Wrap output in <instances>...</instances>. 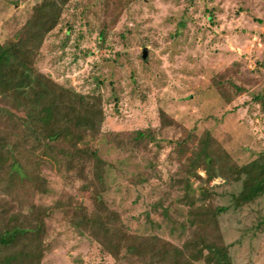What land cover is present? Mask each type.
Here are the masks:
<instances>
[{"label":"rangeland","instance_id":"obj_1","mask_svg":"<svg viewBox=\"0 0 264 264\" xmlns=\"http://www.w3.org/2000/svg\"><path fill=\"white\" fill-rule=\"evenodd\" d=\"M38 1L0 0V41L17 35ZM262 60L264 0H131L116 18L111 0H70L35 64L66 87L101 95L104 119L90 142L106 161L102 197L109 210L118 212L128 232L180 245L187 231L178 224L187 204L171 182L190 151L204 139L224 170L264 151ZM0 106L23 115L9 96H0ZM137 131L143 134L138 142ZM0 133L12 141L21 168L10 186L1 175L0 196H15L24 209L54 204L41 264H140L114 250L111 237L92 232H100L92 219L101 213L91 198L90 161L80 173L79 160L66 150L37 147L17 119L1 114ZM199 185L193 181L194 195ZM263 213L261 198L220 216L232 264H264V226L254 227ZM102 216L110 222L111 213ZM82 218L84 228L77 224Z\"/></svg>","mask_w":264,"mask_h":264},{"label":"trees","instance_id":"obj_2","mask_svg":"<svg viewBox=\"0 0 264 264\" xmlns=\"http://www.w3.org/2000/svg\"><path fill=\"white\" fill-rule=\"evenodd\" d=\"M69 1L39 0L32 6L17 35L0 41V96L12 98L23 115L17 116L2 106L0 114L17 119L37 147L59 154L66 150L71 159L79 160L80 173L86 161H90L89 173L95 184L91 198L101 213L92 219L100 232L97 229L92 232L101 233L106 239L111 237L114 250H124L140 264H232L231 246L223 241L219 218L223 213L264 198V151L248 162L224 170L216 166L213 153L203 139L201 146L192 149L179 165L171 182L183 190L180 197L187 204L185 220L178 224L182 232L187 231L181 244L155 234L128 232L118 212L109 210L103 200L106 161L90 142L98 136L104 119L101 95L84 94L66 87L35 64L44 38L58 24L63 7ZM130 2L111 0L112 18ZM105 26L106 23L99 32V41L105 39ZM259 63L264 66V60ZM136 135L134 140L138 142L143 134L137 131ZM57 142L64 147L57 146ZM13 148L12 141L0 133V179L6 174L7 186L21 174ZM216 177L223 178V182L210 185ZM41 181L37 179L35 186L43 193ZM193 181L200 183L197 195L193 193ZM219 188L224 190L217 191ZM152 206L155 209L156 204ZM53 209L54 204H31L24 209L15 196L10 195L8 199L0 196V264H41L46 250V218ZM167 211L168 207L162 208L161 214L166 217ZM107 212L111 213L108 223L102 216ZM83 218V223L77 222L81 227L86 223ZM263 226L264 213L254 223L258 229Z\"/></svg>","mask_w":264,"mask_h":264}]
</instances>
